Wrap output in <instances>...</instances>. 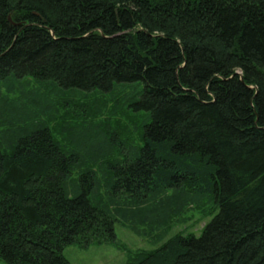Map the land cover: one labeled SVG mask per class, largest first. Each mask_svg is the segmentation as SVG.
Returning <instances> with one entry per match:
<instances>
[{
  "label": "trees",
  "instance_id": "16d2710c",
  "mask_svg": "<svg viewBox=\"0 0 264 264\" xmlns=\"http://www.w3.org/2000/svg\"><path fill=\"white\" fill-rule=\"evenodd\" d=\"M141 84L142 145L67 150L65 89ZM102 188L110 207L170 191L219 209L130 264H264V0H0V259L71 264L67 247L114 242ZM153 221L128 224L171 225Z\"/></svg>",
  "mask_w": 264,
  "mask_h": 264
},
{
  "label": "rangeland",
  "instance_id": "374dc122",
  "mask_svg": "<svg viewBox=\"0 0 264 264\" xmlns=\"http://www.w3.org/2000/svg\"><path fill=\"white\" fill-rule=\"evenodd\" d=\"M34 87L41 86L35 83ZM42 87V92L46 95L45 100L47 97H52V102L60 105L59 97L49 93L46 87ZM142 89V84L116 85L112 92H103L99 89L92 92L77 88L65 89L62 95L65 97V147L67 150L86 153L93 145L116 144L112 152L113 155H117L122 152V147L114 141L117 137L127 146L142 145L141 134L144 126L150 122L149 114L143 111L136 112L131 106L136 93ZM54 90L56 93L60 92L59 88L54 87ZM60 108L63 109L61 105ZM35 109L37 111L38 107L35 106ZM57 115L60 117V114ZM106 193L105 188H102L103 196L97 195L96 202L106 211L117 208L114 211L117 215L114 225L115 241L102 239L99 244L91 243L89 246L76 244L67 247L64 255L71 264H130L132 258L158 249L178 234L200 236L206 225L219 212L214 200L210 197L182 195L172 198L168 197L172 192L163 191L153 196L156 198L153 204L149 201L150 203L147 202L140 207L128 205L124 199H118L117 205L110 207ZM148 206H157V208L150 209ZM161 216L170 218L171 225L168 228L166 225L162 227L158 225L159 229L155 231L145 228L148 229L147 233L138 234L128 224L131 219V222L146 223L144 227H149L155 222L153 220H159ZM0 264L6 263L0 259Z\"/></svg>",
  "mask_w": 264,
  "mask_h": 264
}]
</instances>
